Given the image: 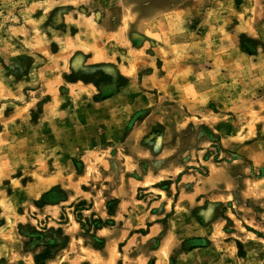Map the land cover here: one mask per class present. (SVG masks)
I'll list each match as a JSON object with an SVG mask.
<instances>
[{"label": "rangeland", "instance_id": "374dc122", "mask_svg": "<svg viewBox=\"0 0 264 264\" xmlns=\"http://www.w3.org/2000/svg\"><path fill=\"white\" fill-rule=\"evenodd\" d=\"M130 177L157 237L105 247ZM0 227V264H264V0H0Z\"/></svg>", "mask_w": 264, "mask_h": 264}, {"label": "crops", "instance_id": "0c3cea01", "mask_svg": "<svg viewBox=\"0 0 264 264\" xmlns=\"http://www.w3.org/2000/svg\"><path fill=\"white\" fill-rule=\"evenodd\" d=\"M113 101L117 99V96L111 98ZM109 99V100H111ZM108 101L106 100L103 103H107ZM135 176V175H134ZM32 182V181H31ZM117 184L115 186L110 185L109 187H106L108 190L105 191V201L106 204L111 201H116L117 205L114 207V213L111 215L107 216L110 218L111 221V228L113 230H109V234L99 236L101 233V230L96 231V235L98 237H102L105 241V247L106 246H112V244H117V245H122L123 243L131 244L134 239L139 242L140 244H143L147 240V237H155L157 235V231L159 229V222H160V217L156 215L155 211H152L153 208L149 205L139 213H137V210L139 207L141 208L142 206H139V200L136 198L134 199V194L136 193L135 190L132 189V185L136 181V179H133V177L127 178L124 182V185L122 184V179L117 178L116 179ZM130 185V187H128ZM136 190H138L136 188ZM129 201V202H128ZM107 210V209H106ZM92 213H98L96 209V205L92 207ZM164 212V210L162 209ZM106 213H104L102 210L99 212L98 218H101L105 220ZM96 218V216H94ZM146 226L149 227L148 233L144 235L143 232L144 230L146 231ZM8 228V227H7ZM7 228H2L0 227V233L4 232L5 230L8 231ZM152 230V231H151ZM199 231V230H198ZM203 231V230H201ZM137 232H140V237L138 238ZM169 233H164L161 237L160 243L163 244L166 239L171 236ZM202 234L201 232H197L193 236L190 237H201ZM157 237V236H156ZM206 248H197L195 251L198 250H204ZM144 251L147 250V253L145 256L150 253H155V249H143ZM143 251V252H144ZM140 252V251H139ZM139 256V253H138ZM11 258V241L5 240V238L0 237V259H10ZM103 264H110L108 261V258L105 257V260L103 261Z\"/></svg>", "mask_w": 264, "mask_h": 264}]
</instances>
